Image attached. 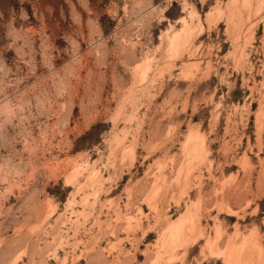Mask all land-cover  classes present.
<instances>
[{
    "label": "rangeland",
    "instance_id": "obj_1",
    "mask_svg": "<svg viewBox=\"0 0 264 264\" xmlns=\"http://www.w3.org/2000/svg\"><path fill=\"white\" fill-rule=\"evenodd\" d=\"M0 264H264V0H0Z\"/></svg>",
    "mask_w": 264,
    "mask_h": 264
}]
</instances>
